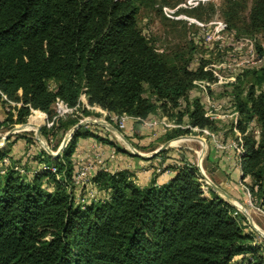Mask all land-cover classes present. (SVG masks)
<instances>
[{
  "label": "trees",
  "instance_id": "trees-1",
  "mask_svg": "<svg viewBox=\"0 0 264 264\" xmlns=\"http://www.w3.org/2000/svg\"><path fill=\"white\" fill-rule=\"evenodd\" d=\"M144 3L0 0V129L25 124L32 110L51 121L57 100L89 115L80 102L84 95L89 106L111 114L166 116L181 126L158 136L167 141L194 128L195 134L218 130L203 100L192 96L193 82L212 80L211 72L155 49L136 20ZM250 19L264 26V0H254ZM245 74L251 82L245 94L234 90L243 149L236 157L242 179L250 178L251 201L264 212V60ZM7 101L15 105L5 111ZM79 119L55 118L41 134L55 150ZM250 120L258 125V140ZM80 137L125 152L88 126L57 157L23 136H10L0 147V264H264L255 232L241 224L244 216L210 186L203 195L197 169L185 156L166 182L153 178L143 187L127 169L97 170L89 188L97 198L85 197L73 185ZM18 144L24 154L12 151Z\"/></svg>",
  "mask_w": 264,
  "mask_h": 264
},
{
  "label": "rangeland",
  "instance_id": "rangeland-1",
  "mask_svg": "<svg viewBox=\"0 0 264 264\" xmlns=\"http://www.w3.org/2000/svg\"><path fill=\"white\" fill-rule=\"evenodd\" d=\"M253 6L254 0H145L136 16L141 33L159 53L166 54L170 59L183 55L184 58L190 60L189 64L191 66L202 64L203 69L212 74V80H203L204 89L195 85L192 96H199L205 103V108H207L206 97L211 99L213 105L215 104L217 109H209H211L215 118L214 121H217L218 130L196 131L195 134L197 129H193L194 132L190 134L180 135L185 136V138L175 141L167 152L175 151L183 155L182 157L185 156L190 164L196 167L199 179L202 178L200 172L202 169L208 179L215 184L219 183L224 175L218 168L210 166L209 160L207 161L211 145L210 139H217L220 148L227 144L232 145L235 156H239L243 152L242 137L236 128L242 116L235 108L234 90L238 87L240 90H244L243 94H245L246 89L244 88H247L248 84L251 83L245 72L260 66L264 60L259 52V48L264 52V26L256 27L252 24L250 12ZM49 86L53 87L54 82L50 81ZM90 111L91 114L84 115L81 108H79L77 114L81 119L78 122L81 120L100 122L104 119L102 113L96 110ZM35 117L32 116L26 123H34ZM169 121L172 122V120ZM108 123L118 129L124 138L106 129L100 123L90 122L87 126L90 130L108 138L115 146L123 148L125 152H120L121 154L134 157L130 145L136 151L148 154L167 141L163 138H157L155 140L157 143L142 142V138L147 135H140L139 131H136L135 122L129 132L126 128L124 130L119 129L116 123ZM247 125L254 128V136L258 140V125L254 127V121L251 120ZM11 128L0 129V147L6 145V142H1ZM15 135L30 140L35 139L37 145H33L34 148L36 149L38 146V148L44 150L35 138L33 126L10 136ZM190 136L199 139L189 138ZM43 140L46 141L53 152H56L60 147L59 145L57 149L53 150L52 143H48L44 137ZM43 140H41L42 143H44ZM9 144H13V142ZM14 147L18 148L15 153L18 155L24 154V149L20 148L19 144L14 145L12 151H14ZM72 158L77 157L73 154ZM218 183L217 185H219ZM223 187L226 192L246 206V211L259 232L250 227L247 217L237 209L244 216V221H241V224H248L255 232L256 241L263 247L262 251L264 252V239L261 236L264 233V214L255 208L251 196L249 198L247 195V188L245 189L246 198L244 199L243 195L241 196L240 193L233 191L230 186L224 184ZM226 188L230 191H227ZM248 230L246 229V231Z\"/></svg>",
  "mask_w": 264,
  "mask_h": 264
},
{
  "label": "crops",
  "instance_id": "crops-1",
  "mask_svg": "<svg viewBox=\"0 0 264 264\" xmlns=\"http://www.w3.org/2000/svg\"><path fill=\"white\" fill-rule=\"evenodd\" d=\"M2 110V112H1ZM97 111V110H96ZM100 112V111H98ZM101 113V112H100ZM4 111L2 106L0 105V120L3 119ZM42 117V116H41ZM104 117V115H103ZM164 117V116H162ZM161 117V118H162ZM42 120V119H41ZM134 120H128L126 123V129L129 130L133 127ZM135 129L139 131L140 135H147L142 138V142L147 141L148 143L155 141L158 136H161L165 132L174 129H166V131L160 129H149L138 122H135ZM35 127V125H33ZM81 138V137H80ZM210 150L208 153L207 161L209 160L210 166H214V168H218L222 171L224 175L220 182L218 183L220 187L224 188V184L230 186L233 191L240 193L243 195L245 199V189L246 184L250 183V178L245 177L242 179L241 171H240V163L238 158L235 156V151L232 148V145L226 144L224 147L220 148L217 142V139H210ZM221 142V141H220ZM173 145V144H172ZM172 145L170 147H172ZM227 148V149H223ZM168 150V148L166 149ZM102 151V159L105 163V166L109 171H116L119 169H127L133 175L134 182L140 186H146L150 181L155 178L156 183H163L170 179L176 172L177 168H179V164L183 162V155L174 152H167L164 157H155L154 159L147 160V158H141L134 155L131 157L126 154H121L120 152H116L114 147L109 144H101L97 142L94 138H78L76 151L74 152L75 158L79 162L90 161L93 156ZM162 164L164 168L168 171H164L161 173L155 172V167L160 166ZM167 166V167H166ZM216 183V184H217ZM227 191H230L226 188ZM233 194V193H232ZM231 195V194H230ZM240 198V197H239ZM241 199V198H240ZM257 210L258 207L255 206ZM261 213L264 214L261 210Z\"/></svg>",
  "mask_w": 264,
  "mask_h": 264
},
{
  "label": "built area",
  "instance_id": "built-area-1",
  "mask_svg": "<svg viewBox=\"0 0 264 264\" xmlns=\"http://www.w3.org/2000/svg\"><path fill=\"white\" fill-rule=\"evenodd\" d=\"M195 85L201 87L202 89H204L203 87V80H195L193 82ZM206 112H205V116L209 117L210 119L214 120L215 118L213 117L212 111L209 108H215L217 109V107L215 106V104L213 105V103L211 102V99L209 97H206ZM80 102L89 110H97L100 111L103 115H104V119L103 120H107L106 122H113L117 124V127L119 129L124 130L126 128V123L128 120H134V122H138L141 125L149 128V129H160L161 130H165L166 129H171V128H177V127H181L178 124H175L173 122H170L168 120V118L166 116L162 117L161 119H140V118H134L131 116H128L127 114L123 113V114H111L105 110H102L100 108H95V107H91L87 104V100L85 98L84 95L80 96ZM15 105V103L11 102V101H7V103L5 104V111L9 110V106H13ZM53 110H54V116L52 118V120L50 121L47 117V115L45 113H42L38 110H32V116H36L38 113L42 116V120L39 121L38 124H35V126L40 125L42 127L45 128H50L52 126L53 123V119L61 117V118H67L68 116H75V114H77V109L76 107H69L67 106L64 102L57 100L53 106ZM30 117V119H31ZM196 129V128H194ZM35 130V127H34ZM204 131V130H203ZM240 152V151H239ZM238 152V153H239ZM102 151L95 154L93 156V158L90 161H85L82 162L80 161V165L78 167V169L75 172V175L73 177V185L74 187L78 190V189H83L85 191H83L85 193V197L87 198H92V199H96L97 198V193L95 190H90L89 188L91 186V178L92 176L95 174V172L97 170H104V171H109L107 169V167L105 166V163L102 159ZM4 162H8L7 159H4ZM181 166V164H179V167ZM52 173H56V168L55 167H51L50 168ZM22 171V170H21ZM167 171L163 166H156L155 167V172L156 173H161ZM169 171V170H168ZM167 171V172H168ZM242 174V173H241ZM199 182L201 183V190L204 196H208V191H207V187L209 185H207L208 183L203 179L200 178ZM247 195L250 198V193L247 191ZM78 199V198H77ZM80 202L83 203L84 199H80ZM259 210H261L260 208H258Z\"/></svg>",
  "mask_w": 264,
  "mask_h": 264
},
{
  "label": "water",
  "instance_id": "water-1",
  "mask_svg": "<svg viewBox=\"0 0 264 264\" xmlns=\"http://www.w3.org/2000/svg\"><path fill=\"white\" fill-rule=\"evenodd\" d=\"M92 123H100L103 127H105L106 129L114 132L115 134H117L119 137L124 138L123 134L116 128H114L112 125H110L108 122H106L105 120H102L100 122H95V121H90ZM89 121L87 120H81L80 122H78L77 124H75L73 127L70 128V130L67 132V134L64 136L60 147L58 148V150L56 152H53L50 147L48 146V144L46 143V141L43 140L42 134H41V126L37 125L35 126V138L37 139V141L42 145V147L44 148V150L46 151L47 154L53 156V157H57L62 155V152L64 150V148L67 146L69 140L71 139V137L74 135V133L80 129L81 127L87 126L89 123ZM29 123H25V124H20V125H16L13 128H11L7 134L3 137V141L1 143H5L6 140L8 139V137L11 134L17 133L19 131H23L26 129H23L22 127L24 125H27ZM185 138V136H180L177 138H173L170 139L168 141H166L165 143H163L159 148H157L155 151H152L151 153L148 154H143L140 153L138 151H136L131 145L130 148L132 150V153L135 156L141 157V158H152L155 155L161 153L162 151L166 150L167 148H169L175 141ZM189 138H193V139H199L198 137H193L190 136ZM41 140L44 141V143L41 142ZM202 141V139H201ZM203 142V141H202ZM3 145V144H2ZM203 150V148H202ZM204 151V150H203ZM200 169V168H199ZM201 172V176L202 178L208 183V185L216 192L218 193L224 200H226L228 203H230L231 205H233L235 208L239 209L248 219L249 225L252 229H254L255 231L259 232V230L254 226L252 219L249 217L247 211H246V206L238 199H236L234 196L230 195L228 192H226L222 187L218 186L217 184L213 183L212 181H210L208 179V177L204 174V172L202 171V169L200 170ZM264 239V233L261 235Z\"/></svg>",
  "mask_w": 264,
  "mask_h": 264
},
{
  "label": "bare ground",
  "instance_id": "bare-ground-1",
  "mask_svg": "<svg viewBox=\"0 0 264 264\" xmlns=\"http://www.w3.org/2000/svg\"><path fill=\"white\" fill-rule=\"evenodd\" d=\"M42 119V117H41V115L38 113L37 115H36V117L34 118V123H30V124H27V125H24L22 128L23 129H28L30 126H33V125H35V124H38L39 123V121ZM183 139V138H182Z\"/></svg>",
  "mask_w": 264,
  "mask_h": 264
}]
</instances>
